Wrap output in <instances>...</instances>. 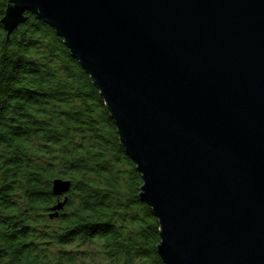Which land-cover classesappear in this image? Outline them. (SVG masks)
Wrapping results in <instances>:
<instances>
[{"label": "water", "instance_id": "obj_1", "mask_svg": "<svg viewBox=\"0 0 264 264\" xmlns=\"http://www.w3.org/2000/svg\"><path fill=\"white\" fill-rule=\"evenodd\" d=\"M25 13L99 90L162 263L264 264V0H8L4 30Z\"/></svg>", "mask_w": 264, "mask_h": 264}, {"label": "trees", "instance_id": "obj_2", "mask_svg": "<svg viewBox=\"0 0 264 264\" xmlns=\"http://www.w3.org/2000/svg\"><path fill=\"white\" fill-rule=\"evenodd\" d=\"M24 16L11 33L0 22V264H163L99 90L48 24ZM56 178L71 183L60 197Z\"/></svg>", "mask_w": 264, "mask_h": 264}]
</instances>
